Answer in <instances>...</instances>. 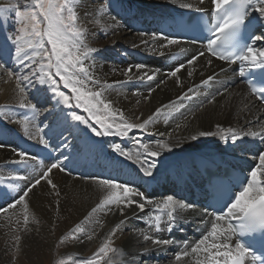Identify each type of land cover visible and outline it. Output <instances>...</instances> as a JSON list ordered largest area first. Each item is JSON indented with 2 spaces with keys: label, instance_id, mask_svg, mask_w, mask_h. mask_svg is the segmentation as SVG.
Instances as JSON below:
<instances>
[{
  "label": "snow or ice",
  "instance_id": "6c2138e0",
  "mask_svg": "<svg viewBox=\"0 0 264 264\" xmlns=\"http://www.w3.org/2000/svg\"><path fill=\"white\" fill-rule=\"evenodd\" d=\"M170 2L178 3L181 9L199 13L201 17L207 15L209 20L208 34L204 37L206 44L202 50L185 61L179 62L165 74L168 79L175 80L177 87H183L179 73L187 69V77L191 78L197 68L188 66H196L201 57L205 58V66L212 65V58L229 65L239 63L238 75L242 78H246L248 72L252 70H264V45L258 44V42H264V32L260 34L252 32L247 40L243 35L246 30H251L253 13L257 14V21L264 22V0H208L207 9L184 0H170ZM199 2L203 4L204 0ZM82 4L83 0H28L23 10L19 7L14 9L17 27L15 35L8 39L12 44L9 55L16 67L7 68L0 62V71L6 77L4 83H14L16 107L31 112L32 116L31 118L24 116L16 120L9 118L8 122L19 125L24 136L30 140H37L39 144L48 148L49 143L45 138L44 129L37 127L34 121L38 116L44 115L47 103L55 98L56 104L61 105L62 108L81 109L82 112L87 113V118L75 111H69L64 116L65 120L70 118L73 122L89 127H91L89 125L91 120L94 125L99 126L92 127V133L97 137L126 138L133 130L145 132L149 136L157 135L149 131V126L161 116L166 117L165 123H167V116L170 113L165 110L175 105L176 101H173L172 105L164 104L156 108L146 119L137 116L135 120H130L123 110L114 108L113 102L106 95L109 90L133 80L154 81L158 72L149 73L145 70L146 64L136 63L124 69H113L120 72L125 77L124 80L109 82L98 77L95 74V69L98 67L96 55L101 52V48L90 45L89 36L92 33L88 24L97 22L96 13L111 12V0L108 3L100 0L98 8L91 13L85 12L83 18L80 14ZM104 35L107 36L108 33L104 32ZM139 35L148 37V39H142L140 45H149L150 41H162L158 48L149 47L148 49L150 54L157 53L161 56L164 55L163 49H169L181 43L195 44L197 42L196 40L182 41L169 36L162 30L140 32ZM140 45H133V47ZM184 51L185 49H180L181 53ZM215 79V75H209L202 81V85L206 86ZM163 83H165L164 80L159 81L157 87ZM246 83L250 96L264 104V83L256 84L248 79ZM36 85L40 87L36 88L34 98L30 100L28 86ZM64 90H67V93ZM155 91L156 88H150L145 99H150ZM193 91L194 89L189 87L187 92L178 97V100L191 99L189 93ZM49 93L51 95H48ZM226 93L227 89L218 94L223 96ZM215 101L216 96H213L208 103L212 104ZM176 110L179 111V108ZM7 113V106L0 105V115H7ZM55 115L58 118L60 114ZM176 127L179 128L181 125L177 124ZM217 129L225 143L236 144L245 137H258L264 142V127L259 131H252L231 127L224 129L217 125ZM215 134L210 131H199L191 135L190 140L196 141L199 137ZM158 135L168 139H156L153 144L136 139L135 152L125 151L119 144L113 145L112 151L136 164L143 177L156 180L158 166L163 164L160 157L164 153H174V149L182 148L184 144L183 140L170 142L172 133L160 132ZM6 147L9 146L0 143V148ZM11 151L18 159H12L7 163L29 165L36 162L39 165L37 174L31 177L17 172L7 176L0 175V185H4L6 181L27 182L18 191L16 184H7L9 191L16 192L15 196H10L9 191L0 193V199L7 198L5 205L0 206V215L4 216L9 223L15 218L16 225L27 231L30 223L28 198L33 190L44 183L52 190L50 194L60 197L58 185L52 179L54 170L69 175L71 173L65 168L63 161H53L45 165L36 156L26 151L16 148H12ZM253 159L258 163L249 169L246 178L229 193L223 202V207L217 211L207 212L211 219L206 223L210 226L206 228L201 238L176 252L173 264H264V148L259 149ZM97 189L101 193L98 203L79 223L59 237L58 246L68 241L79 243H84L85 240L92 241L98 235L95 227L104 226L100 219L101 215L107 216L118 212L121 217H125L127 210L134 207L140 213L147 215L146 224L149 230L139 233L142 243L146 245L143 251L138 253L140 257H143L150 252V248L147 247L149 243L158 250L174 243L154 233L165 231L171 233L177 226L179 213L195 207L194 204L177 199L174 195H166L161 200L154 201L138 188L112 179H97ZM55 203L59 209V200L57 199ZM18 206H20L19 209ZM124 224L125 219H121L105 235L96 251L89 258L77 260L76 264H113V255L125 257L126 253L114 246L115 238ZM87 225H93V227H86ZM14 240V246L19 249L21 237L15 235ZM257 249L260 250L259 254ZM57 264H65V261L58 260Z\"/></svg>",
  "mask_w": 264,
  "mask_h": 264
},
{
  "label": "bare ground",
  "instance_id": "6f19581e",
  "mask_svg": "<svg viewBox=\"0 0 264 264\" xmlns=\"http://www.w3.org/2000/svg\"><path fill=\"white\" fill-rule=\"evenodd\" d=\"M104 2L108 3L109 0ZM184 2H190L205 9L209 7L208 0H204L203 4H200L199 0H184ZM136 3L135 0H111V12L108 14L96 13L97 22L88 24L90 33H92L89 39L97 33L105 38L104 42L101 41L99 44L101 52L96 55L98 67L95 69V74L102 79L109 82L124 80L125 77L113 69H124L130 64L136 63L146 64L147 69L145 70L149 73L158 72L154 81L133 80L109 90L106 94L107 98L113 102L114 108L123 110L125 116L130 120H135L137 116L146 119L156 108L164 104L172 105V102L176 101L175 105L165 110L170 113L167 116V123H165L166 117L161 116L149 126V131L157 133V135L149 136L145 132L133 130L126 138L118 137L115 141H101L102 143L94 144L90 139L82 137L79 127L70 123L69 119L65 120L66 111L62 112L61 109L55 107L49 114V123L42 126L45 138L49 143V147L45 148L37 140H30L24 136L19 125L13 123L10 124V127L4 125V122H8L9 118L13 120L21 119L24 116L31 118L32 113L16 107L17 98L13 91L14 84L8 83L5 86L0 84V105H7L8 108L7 115L0 116V143L9 146L0 148V175L7 176L12 172H17L31 177L36 175L39 170V165L36 162L29 165L7 163L12 159H18L11 151L12 148L36 156L45 165L53 161H63L65 168L71 173L69 175L54 170L52 179L58 185L60 197L50 194L52 190L44 183L33 190L28 198L30 223L27 231L23 230L24 232L21 233L22 228L16 225L15 218L9 223L4 216L0 215L1 262L7 259L6 256H10L12 250L16 251L18 257L20 256L22 260L29 263H35L42 256L49 254L56 242L57 234H65L98 203L101 196L97 189V179L99 178L128 183L144 192L150 199L159 201L164 196L171 194L168 192L169 189L162 193L163 191L159 190L157 186L170 184L180 176L182 170L188 172L190 177L195 176L192 171L197 165L194 156L208 160L219 159L224 162L232 160L229 156L239 157V164L244 165L247 173L258 163L253 157L245 158L246 154H249L248 147L254 155L259 149L264 148V142L258 137H245L243 140L237 141L236 144L225 143L220 138L221 134L217 129V125L224 129L231 127L237 130L252 131H259L264 127V109L239 82V68L214 58H212L211 66H205V58L201 57L196 66H188L197 68L191 78L187 77V69L179 73L183 87H177L175 80L168 79L165 74L179 62L198 53L203 47L199 44L181 43L171 46L169 49H163L164 55L162 56L157 53L150 54L149 47L158 48L162 41H150L149 45H140L141 40L148 39V37H141L139 33L154 32L151 28L156 25V17L174 16L189 10L181 9L178 3H172L170 0H149L143 8H139ZM99 4L98 0H83L80 8L82 18L85 12H93ZM256 16L257 14L253 13L252 19H256ZM260 23L261 30L264 31V22ZM104 32H107L108 35L105 36ZM169 32H172V29ZM259 44L264 45V42H259ZM133 45L140 46L133 47ZM181 48L185 49L183 53L180 52ZM209 75H215L216 79L206 86L202 85V81ZM2 76L3 72L0 71V78ZM4 79L2 78V81ZM161 80H164L165 83L157 87ZM189 87L194 89L192 93H189L191 99L178 100V97L187 92ZM150 88H156V91L152 93L150 99H145ZM225 89H227L225 95L218 94L224 92ZM213 96H216V101L209 104L208 100ZM177 108L179 111L176 110ZM56 113L60 114L58 118H56ZM34 123L40 127L38 119ZM177 124L181 127L177 128ZM199 131H210L216 134L191 141L190 136ZM160 132L172 133L170 142L175 143L183 140L184 144L182 148L174 149V153H164L160 157L163 164L158 166L156 180L143 177L136 164L112 151V146L119 144L125 151L135 152L137 150V145L134 143L136 139L149 144H153L156 139H168V137L159 136ZM242 143L248 147L241 145ZM40 149H46V153H48L44 159L36 155ZM9 183L16 184L18 191L27 182L6 181L4 185H0V193L9 191L7 189ZM9 195L15 196L16 192L9 191ZM6 199H0V206L5 205ZM57 199L60 202L59 209L55 203ZM19 208L20 206H18ZM100 219L104 226L102 228L95 227V231L98 233L96 238L92 241L85 240L84 243L64 244L66 251L89 252L99 240L104 239L115 224L119 223L121 219H125L122 230L115 238L114 246L117 249H122L126 256L113 255V264H173L174 254L183 250L186 245L198 241L206 228L210 226L206 221H209L211 217L196 208L181 211L177 226L171 233L166 231L154 233L162 238L170 239L174 243L162 250L152 247L149 243L147 247L150 248V252L143 257H140L138 253L142 252L146 245L142 243L139 233L149 230L146 224V213H140L133 207L127 210L125 217H121L116 212L107 216L101 215ZM20 220L22 222V215ZM86 227L91 228L93 225ZM15 235L21 237L19 249L14 246Z\"/></svg>",
  "mask_w": 264,
  "mask_h": 264
},
{
  "label": "rangeland",
  "instance_id": "374dc122",
  "mask_svg": "<svg viewBox=\"0 0 264 264\" xmlns=\"http://www.w3.org/2000/svg\"><path fill=\"white\" fill-rule=\"evenodd\" d=\"M98 1L100 3V0H98ZM104 1H106V0H104ZM148 1L149 0H135V2H137L136 4H138L139 8H141V7L143 8V6H145L148 3ZM27 3H28V0H0V10H2V11H0V62L4 63L7 68H15L16 67L14 60L9 55V49L12 48V44H11V40L8 39L9 37H12L15 35V29L17 27L16 21H15L14 9L16 7H19L21 10H23ZM139 3H140V5H139ZM141 4H143V5H141ZM103 40H105V38L103 36H101V34L97 33V34H95V36L93 35L92 38L89 39V41H90L89 43L91 46L101 47V45L99 46V44H101L100 43L101 41L104 42ZM150 68H152V67H150ZM2 78L3 79L6 78V77H4V74H3ZM2 78H0L1 86L7 85L8 83L7 84L4 83V81H2ZM9 83L14 84L12 82H9ZM38 86L39 85H36L35 87L28 86V97L30 100H33L35 92H36V88H38ZM64 91L67 93V90H64ZM48 95H51V94L49 93ZM55 107H58L59 109H61L62 112L66 111L65 113H68L69 111H75L77 114H81L85 118H87V115H88L87 113L82 112L81 109L62 108L61 105L56 104V100H55V98H53L49 103H47L46 110L44 111L45 114L38 116V118H36L40 121V124H39L40 127L49 123V114L54 110ZM39 117H40V119H39ZM69 120H70V123H73L77 128L79 127L78 129L82 132V137H86V138L90 139L94 144H96V143L98 144V143H102V142H108V141H115L119 137V136H107V137L100 136V137H97L92 133V127L98 128L99 126L94 125V123L91 120H89V125H91V127L86 126V125H80L76 122L71 121L70 118H69ZM10 124L11 123H9V122H4V125L7 127H10ZM242 145H243V143H242ZM38 153L39 154L42 153V150H39ZM28 228H29V225H28ZM24 231L22 228L21 233H23ZM57 235L58 236L56 238V242H55L51 252L49 253L50 255L46 254L45 256H42L41 259L39 258L38 260L35 261V263H29L27 261L22 260V258L20 256L18 257V254L16 253V251L12 250L10 253V256H6L7 259L5 261L1 262L2 260H0V262H1L0 264H57V261L61 260V259H63L65 261V264H76V261L79 259L89 258L96 251L99 244L102 243V241H103V239L99 240L97 242V244L93 248L90 249L89 252L86 251V253H73V252H67L64 244L58 246L59 237H61L62 235H59V234H57ZM74 243H77V242H73V241L65 242L66 245L74 244ZM1 252H2V250H0V258H1ZM69 257H71V259H69ZM37 261H38V263H37Z\"/></svg>",
  "mask_w": 264,
  "mask_h": 264
}]
</instances>
